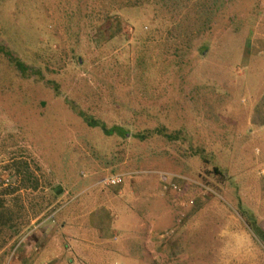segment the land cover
Segmentation results:
<instances>
[{
  "label": "rangeland",
  "instance_id": "374dc122",
  "mask_svg": "<svg viewBox=\"0 0 264 264\" xmlns=\"http://www.w3.org/2000/svg\"><path fill=\"white\" fill-rule=\"evenodd\" d=\"M0 200V264H264V0H0Z\"/></svg>",
  "mask_w": 264,
  "mask_h": 264
},
{
  "label": "built area",
  "instance_id": "2783aa9c",
  "mask_svg": "<svg viewBox=\"0 0 264 264\" xmlns=\"http://www.w3.org/2000/svg\"><path fill=\"white\" fill-rule=\"evenodd\" d=\"M123 181H124L123 174H112L106 178H103L100 183L104 184L106 186H118V185H121L123 183ZM170 186L175 188V189L177 187V185H175L174 182H170Z\"/></svg>",
  "mask_w": 264,
  "mask_h": 264
},
{
  "label": "trees",
  "instance_id": "16d2710c",
  "mask_svg": "<svg viewBox=\"0 0 264 264\" xmlns=\"http://www.w3.org/2000/svg\"><path fill=\"white\" fill-rule=\"evenodd\" d=\"M2 51V49H1ZM2 52H5V51H2ZM3 203L2 201L0 200V218L3 219V212H1V207H2Z\"/></svg>",
  "mask_w": 264,
  "mask_h": 264
}]
</instances>
